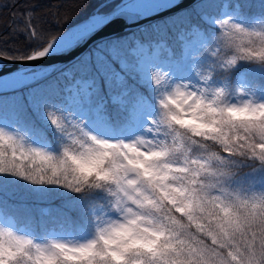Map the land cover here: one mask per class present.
Instances as JSON below:
<instances>
[{"label":"snow or ice","instance_id":"6c2138e0","mask_svg":"<svg viewBox=\"0 0 264 264\" xmlns=\"http://www.w3.org/2000/svg\"><path fill=\"white\" fill-rule=\"evenodd\" d=\"M9 28L27 47L0 50V264H264V0ZM85 45L56 75L30 63Z\"/></svg>","mask_w":264,"mask_h":264},{"label":"trees","instance_id":"16d2710c","mask_svg":"<svg viewBox=\"0 0 264 264\" xmlns=\"http://www.w3.org/2000/svg\"><path fill=\"white\" fill-rule=\"evenodd\" d=\"M103 0H0V50L15 52L27 47L24 35L13 32L12 28H23L24 13L33 12L37 26L59 34L79 20L89 16L94 9L100 8ZM131 30L124 31L129 33ZM87 51V50H86ZM85 51V52H86ZM56 75V72L53 73ZM247 170V169H245ZM22 193H16L17 201ZM59 202L43 203L42 206L56 208Z\"/></svg>","mask_w":264,"mask_h":264},{"label":"water","instance_id":"95a60500","mask_svg":"<svg viewBox=\"0 0 264 264\" xmlns=\"http://www.w3.org/2000/svg\"><path fill=\"white\" fill-rule=\"evenodd\" d=\"M91 15L79 20L77 23H75V24L71 25L70 27H68V29H70L72 27H76L79 24L85 23L91 17ZM144 23H147V21H145ZM126 30H131V29H124V31H126ZM105 34H107V33H105ZM86 50H87V45H85L84 47H78L72 53L71 56H62V57H59V58H53L52 60H46V61H40V62H30V63L40 64L47 71L55 73L56 69L64 68L69 60L74 59L76 56L80 55L81 53L85 52Z\"/></svg>","mask_w":264,"mask_h":264},{"label":"rangeland","instance_id":"374dc122","mask_svg":"<svg viewBox=\"0 0 264 264\" xmlns=\"http://www.w3.org/2000/svg\"><path fill=\"white\" fill-rule=\"evenodd\" d=\"M245 171H247V170H245ZM44 207H46V206H42V208H44Z\"/></svg>","mask_w":264,"mask_h":264}]
</instances>
